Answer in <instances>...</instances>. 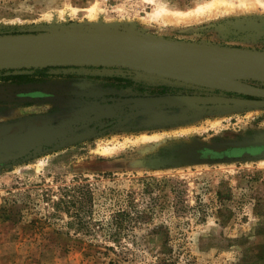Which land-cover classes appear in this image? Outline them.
Instances as JSON below:
<instances>
[{"label":"rangeland","instance_id":"obj_1","mask_svg":"<svg viewBox=\"0 0 264 264\" xmlns=\"http://www.w3.org/2000/svg\"><path fill=\"white\" fill-rule=\"evenodd\" d=\"M227 1L177 21L156 8L213 0H0V36L139 33L264 50V0ZM173 65L0 71V264H264V108L119 100L263 98L264 79L229 90L161 71ZM18 74L31 79H8ZM119 210L129 217L115 241Z\"/></svg>","mask_w":264,"mask_h":264},{"label":"water","instance_id":"obj_2","mask_svg":"<svg viewBox=\"0 0 264 264\" xmlns=\"http://www.w3.org/2000/svg\"><path fill=\"white\" fill-rule=\"evenodd\" d=\"M165 62L175 65L161 71L181 79H184L183 73L195 68L216 73L231 71L239 81L264 79V50L258 49L148 37L139 33L108 36L99 32L65 31L59 35L47 32L0 36V71L64 65L138 67ZM119 100L140 107L202 104L264 108V97L216 94H164Z\"/></svg>","mask_w":264,"mask_h":264},{"label":"bare ground","instance_id":"obj_3","mask_svg":"<svg viewBox=\"0 0 264 264\" xmlns=\"http://www.w3.org/2000/svg\"><path fill=\"white\" fill-rule=\"evenodd\" d=\"M260 3L264 4L263 1H260ZM243 4H245L243 2V0H240V5L243 6ZM221 5L225 6L226 9L229 7L231 9L233 6V3H231L227 0H213V2H210L207 4H199L194 9H191L189 11H181V10L170 11L166 7H161V6H158L155 11H156V14L159 16H165L168 14L169 15L172 14L174 16V18H176L177 21L178 20L183 21V20H186L187 18L200 17L202 14H206L205 12H207V10H212L213 7H215L217 9ZM89 10L94 11V13H96V11H95L96 7L95 6L91 7ZM52 13H54V12H52ZM57 13L58 12H56V14H52L51 16L49 14L48 16H49L50 20L54 19V21H56L58 16L61 15V14L58 15ZM62 13H64V12H62ZM64 14L72 15V13L69 10H66V13H64ZM99 14L104 15L105 13H104V11H101V12L99 11L97 15H99ZM64 17H66V16H64ZM94 18H96V17H94ZM166 18H168V17H166ZM183 74H184L185 80L190 81V82H194V83L205 84V85H209V86H213V87H220V88L229 89V90H231V89L232 90H242V91L248 90L244 85L240 84L241 81L237 80L235 77V73H232L231 71H224L221 73H216V72L206 71V70H203L201 68H195V69L189 70ZM262 94H264V90H262ZM157 139H159V137H157ZM104 152L108 153V150H104Z\"/></svg>","mask_w":264,"mask_h":264},{"label":"trees","instance_id":"obj_4","mask_svg":"<svg viewBox=\"0 0 264 264\" xmlns=\"http://www.w3.org/2000/svg\"><path fill=\"white\" fill-rule=\"evenodd\" d=\"M49 67H51V66H49ZM49 67H46V68H49ZM31 69H34V68H31ZM31 69H21V70H31ZM6 71H14V70H2V72H6ZM8 77H9L8 79L14 78L20 82L21 81L28 82L31 79L30 75H28V74H18V75H12V76H8ZM114 216L116 218V228H115V232L113 234V239H115V241H119L121 229L124 225L126 218L129 217V214L127 213L126 210H119L118 212L115 213ZM76 217L78 218V221H80L81 223L83 222L80 214H76Z\"/></svg>","mask_w":264,"mask_h":264}]
</instances>
